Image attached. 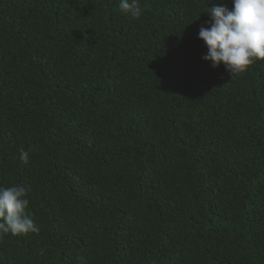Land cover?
<instances>
[{"label": "trees", "instance_id": "1", "mask_svg": "<svg viewBox=\"0 0 264 264\" xmlns=\"http://www.w3.org/2000/svg\"><path fill=\"white\" fill-rule=\"evenodd\" d=\"M139 2L0 0V185L40 228L0 264H264V60L202 59L231 0Z\"/></svg>", "mask_w": 264, "mask_h": 264}, {"label": "clouds", "instance_id": "2", "mask_svg": "<svg viewBox=\"0 0 264 264\" xmlns=\"http://www.w3.org/2000/svg\"><path fill=\"white\" fill-rule=\"evenodd\" d=\"M231 5V8L224 3L207 7L209 19L204 22L207 26L199 28L198 38L207 49L202 59L213 68L223 64L233 77L264 60V0H231ZM118 8L137 20L144 12L139 0H119ZM19 159L27 164L29 153L21 149ZM30 190V185H0V238L39 233L40 228L27 210ZM81 261L83 264L82 258Z\"/></svg>", "mask_w": 264, "mask_h": 264}]
</instances>
